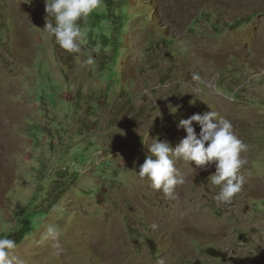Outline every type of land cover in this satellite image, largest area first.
Masks as SVG:
<instances>
[{
  "label": "rangeland",
  "instance_id": "374dc122",
  "mask_svg": "<svg viewBox=\"0 0 264 264\" xmlns=\"http://www.w3.org/2000/svg\"><path fill=\"white\" fill-rule=\"evenodd\" d=\"M45 15L0 0V236L19 264H264V0H103L80 54ZM210 110L248 145L230 204L215 163L178 161L175 199L136 175L151 139L174 148Z\"/></svg>",
  "mask_w": 264,
  "mask_h": 264
},
{
  "label": "clouds",
  "instance_id": "9594fccd",
  "mask_svg": "<svg viewBox=\"0 0 264 264\" xmlns=\"http://www.w3.org/2000/svg\"><path fill=\"white\" fill-rule=\"evenodd\" d=\"M103 0H44L45 25L42 29L45 38L58 44L70 54L82 53V46L88 43L87 33L82 24L102 6ZM89 53L83 60L84 65L94 64ZM176 109H174V112ZM193 123L200 126L196 134ZM178 128L186 132L174 148L166 141L151 139L149 153L136 175L146 180L149 186L162 192L165 197L175 199V188L185 180L176 164L182 161L187 165L194 162L197 168L215 163V173L208 177L210 184L218 188L213 200L218 205H228L242 191L245 177L241 169L246 160L241 153L246 152L248 145L234 133L231 122L221 117L216 111L194 114L181 119ZM145 139H149L147 134ZM207 145V146H206ZM60 231L56 225L46 227V239L58 240ZM16 241L7 235L0 236V264H19L13 255ZM163 264V261H161Z\"/></svg>",
  "mask_w": 264,
  "mask_h": 264
}]
</instances>
